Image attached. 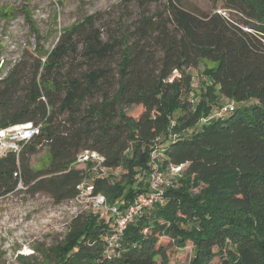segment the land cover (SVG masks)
I'll return each mask as SVG.
<instances>
[{"label":"trees","instance_id":"16d2710c","mask_svg":"<svg viewBox=\"0 0 264 264\" xmlns=\"http://www.w3.org/2000/svg\"><path fill=\"white\" fill-rule=\"evenodd\" d=\"M221 1L227 15L166 0L167 22L151 41L146 18L136 32L121 28L104 39L88 16L59 29L45 49L30 23L37 59L4 66L0 128L31 122L38 132L17 156L0 157V196L18 189L19 170L25 190L55 203L74 198L86 179L124 210L151 191L152 169L181 166L110 252V215L87 210L70 221L52 264H171L188 243V264H264V0ZM203 60L212 65L194 83L188 68ZM221 97L241 105L209 117ZM43 145L49 165L34 170L30 155ZM86 150L96 157L78 167ZM97 159L103 174L91 170ZM117 167L124 170L118 180L111 175Z\"/></svg>","mask_w":264,"mask_h":264},{"label":"rangeland","instance_id":"374dc122","mask_svg":"<svg viewBox=\"0 0 264 264\" xmlns=\"http://www.w3.org/2000/svg\"><path fill=\"white\" fill-rule=\"evenodd\" d=\"M175 1L195 13H209L223 7L221 0ZM165 3L166 0H0V72H4V66L14 60L21 59L29 66L35 63L37 40L31 31V22L38 28L40 43L45 49L55 45L59 29L80 23L88 16H92V26L100 31L104 39L111 34L118 36L121 28L136 32V27L143 24L142 18H146L150 22L149 27L146 26L144 30L151 41L158 29L167 22ZM25 10L31 21L27 20ZM230 17L239 21V17L233 13ZM89 27L88 25L84 32ZM243 28L250 30L246 26ZM81 59L84 58L79 54L74 61V68L78 71ZM205 65L210 66L212 63L203 60L197 68H188L194 83H197L198 74ZM226 105L238 107L241 104L221 97L216 107L219 109ZM139 109V106L135 107L131 114L137 115ZM63 120V115L57 118V122L60 121L61 124ZM92 155L96 156L91 151L80 152L78 167H84L82 161ZM49 160L47 146L43 145L30 155L29 164L34 170H41L49 165ZM123 172L121 167H117L111 171V175L118 180ZM80 209L71 200L55 203L46 193H32L25 190V187L0 196V264H52L54 247L63 241L74 212ZM189 247L190 243L179 250L171 264H188L191 255Z\"/></svg>","mask_w":264,"mask_h":264},{"label":"built area","instance_id":"2783aa9c","mask_svg":"<svg viewBox=\"0 0 264 264\" xmlns=\"http://www.w3.org/2000/svg\"><path fill=\"white\" fill-rule=\"evenodd\" d=\"M216 11L222 15L226 14V12L222 9H217ZM5 71V69L4 72L1 70L0 78L4 76ZM233 108V105L222 106L212 116H221L229 111H232ZM37 132L38 126L33 125L31 122L17 123L0 128V157L6 153H14L17 156L22 147L29 140H31ZM91 157L96 156L92 155ZM91 170L95 173L98 171L97 173L100 172V174H103L105 167H103L100 164V160L97 159ZM180 171V165H169L166 168V171L158 168L152 169L148 175L149 188L151 191L148 194H138L133 202L124 210H121L114 204H109L105 195L100 192H94L92 182L84 179L77 185L78 194L74 198L70 199L81 208L79 211L74 212V217L80 212L87 210H92L97 213L99 217L110 215L116 232L105 237L107 242L105 252L108 253L111 251L110 247H112V245L116 242L118 234L123 231L126 224L131 221L135 215L140 214L144 207L150 206L152 202L157 199L158 190L168 183L167 175L176 177L179 175ZM13 176L18 177L17 188H22L23 186L19 170L13 172Z\"/></svg>","mask_w":264,"mask_h":264}]
</instances>
